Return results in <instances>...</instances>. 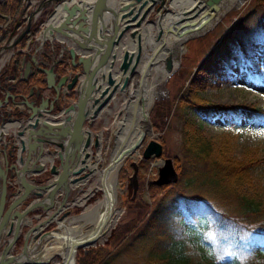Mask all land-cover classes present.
Returning a JSON list of instances; mask_svg holds the SVG:
<instances>
[{
	"label": "water",
	"instance_id": "water-1",
	"mask_svg": "<svg viewBox=\"0 0 264 264\" xmlns=\"http://www.w3.org/2000/svg\"><path fill=\"white\" fill-rule=\"evenodd\" d=\"M164 2L23 0L13 25L10 15L0 13L5 20L0 24V92L5 93L0 98V264L51 261L52 256L46 254L66 235L65 222L78 201L72 196L73 189L95 172L94 161L89 158L91 145L98 147L99 133L85 124L90 126L105 109L108 111L107 105L115 94L130 86L142 60L147 62L151 56L159 55V50L170 43L164 44L159 16L153 23L154 39L148 55H143L149 16L156 5L155 10L165 7ZM47 10L35 37L42 54L23 51L21 41L24 39L25 45L28 39L34 41L30 38L35 33L31 28ZM24 13L26 20L20 31ZM18 53L24 54L20 61L12 58ZM11 58L13 69L21 70L19 79L27 80L29 75L36 77L42 72L45 86H32L25 93L10 73L3 76L2 83L1 77L9 67L2 68ZM162 60L164 70L171 71L173 52L168 50ZM161 154L162 145L150 139L141 158H152L158 166L152 184H173L178 174L171 159ZM93 157L97 158L96 152ZM131 165L128 183L134 194L137 166L134 162ZM81 217L79 213L70 221H80ZM52 223L55 227L45 230ZM112 226L107 227L103 238ZM67 234L71 235L69 231ZM95 242L72 239L69 253L74 255L77 248L84 249ZM62 246L66 247V243Z\"/></svg>",
	"mask_w": 264,
	"mask_h": 264
},
{
	"label": "trees",
	"instance_id": "trees-1",
	"mask_svg": "<svg viewBox=\"0 0 264 264\" xmlns=\"http://www.w3.org/2000/svg\"><path fill=\"white\" fill-rule=\"evenodd\" d=\"M18 4L19 0L0 3V12L14 13ZM252 17H255L253 24L259 22L263 27L262 40L243 37L242 31L247 27L243 25L244 21L228 29L190 77L179 97L178 107L191 109L207 120L226 117L237 121L241 112L248 113L254 125L264 119L262 107L211 104L199 96L207 86L213 84L218 87L236 80L240 74L261 82L264 0H253L245 15L246 19ZM42 20L40 18L34 24L33 31L39 30ZM23 55L16 54L17 60H21ZM7 67L13 75L19 72L18 67ZM33 85L45 86L44 73L17 81V86H21L25 93ZM180 132L181 159L174 161L178 172L176 182L172 185H149L154 195L158 191L162 193L136 236L148 244L143 264H264V202L250 192L249 175L253 167L264 164V158L237 159L231 152L228 139L214 143L191 117L183 118ZM148 160L141 159L137 172L146 170ZM75 210L78 213L80 208ZM183 212L195 219L207 217L213 228L212 238L202 236L199 241L197 237L175 233L173 219L184 217ZM79 251L82 254L76 264H116L118 253H103L100 247L89 249L87 253L78 248L76 253Z\"/></svg>",
	"mask_w": 264,
	"mask_h": 264
},
{
	"label": "rangeland",
	"instance_id": "rangeland-1",
	"mask_svg": "<svg viewBox=\"0 0 264 264\" xmlns=\"http://www.w3.org/2000/svg\"><path fill=\"white\" fill-rule=\"evenodd\" d=\"M174 1L176 0H165V7H160L159 10H155L156 5L152 14L149 16L150 25L144 41L147 46L144 52L145 57H147V49L154 39L153 23H156V19L159 16L162 24L160 30L162 32L164 44L166 46V43H169V31L173 30L175 21L171 22L168 18L175 13L173 8ZM186 1L192 3L194 0ZM168 2H171V5H169ZM252 2L253 0H226L221 4L214 15L201 23L192 32L182 37L179 41L181 43L180 46L173 47L176 51L173 52V66L171 71L166 72L164 70L163 60L161 58L157 60L156 89L147 117L149 123L147 131L149 130V133H144L141 145L136 148L138 154L134 153L135 155H128L116 171V179L120 189L118 190L119 197H117L118 217L109 233H106L104 238L102 236L101 242L96 241L94 245L87 247L88 249H82L83 253H87L89 249L94 250L100 247L103 249V253L107 251L111 254L118 253L115 258L116 264H143V258L148 244H146L143 239H138L136 236L147 214L155 206L162 192L158 191L154 195L149 186L152 184L151 181L156 179L158 168V166L153 163L154 159L151 158L148 160L147 168L144 172L140 170L136 172L137 186L135 193L132 194V188L128 183V178L132 174L131 162H134L138 167L142 159L141 151L144 146L150 139H155L162 145L163 154L161 157L170 158L174 167L175 159H181L182 135L180 129L183 118L191 117L194 119L201 131L214 143H218L224 138L228 139L231 143L232 154L239 160L264 158V119L257 125H254L249 120L248 113L241 112L240 118L237 121L226 117L207 120L201 118L191 109L178 107L179 97L186 88L190 77L228 29L244 21L243 25H247V27L242 31L243 37L259 41L262 40L263 27L261 23L257 22L253 24L255 17L250 19L245 18ZM164 49L165 48H162L159 51L162 52ZM260 69L263 75L261 82L249 79L245 74H240L236 80L226 82L218 87H215L213 84L207 86L204 90L199 92V96L204 101L211 104H251L255 107L264 108V63L260 64ZM131 84L130 89L132 90L135 83ZM130 89L128 87L129 91H131ZM128 90L125 93L129 92ZM122 94L123 93H117L111 100L110 103L112 104L108 107L110 109V112L107 113L108 115H105L103 112L102 115L96 119L95 131L99 133L100 138L98 137L99 145L97 149L92 148L91 154L96 152L99 158L94 159L93 156L90 157V162L94 161L93 165L95 172L86 182L82 183V187L76 196L78 197V201L74 205L75 208L79 207L80 211L77 213L75 210L72 212V215H77L79 213L83 215L88 212H93L91 211L92 208L103 197L99 180L100 170L108 163L110 148L115 143H121L125 139V130L114 125V121L128 114L127 108L122 106L124 102ZM114 131H117V133H114ZM249 175L251 177L250 192L256 199L264 202V164L253 167L251 171H249ZM89 213V216L86 215L79 222L70 221L73 218L70 216L67 222H65L66 227L64 230L66 232L63 230V233L65 232L64 234L67 235V230H75V232L72 231V233H70L72 235H78L80 231V233L85 234L87 228L94 225L93 223L95 220V215L93 216V213H91L90 216ZM183 214L184 217H174L173 219L172 225L175 229L173 230L175 233L197 237L199 241L202 236L212 238L213 228L210 226L207 217L202 216L195 219L186 215L184 212ZM90 217L94 220L91 221ZM76 225H78V227ZM80 254H82L80 251L78 253L75 252L74 264H76ZM62 261V255L55 253L49 264H61Z\"/></svg>",
	"mask_w": 264,
	"mask_h": 264
},
{
	"label": "bare ground",
	"instance_id": "bare-ground-1",
	"mask_svg": "<svg viewBox=\"0 0 264 264\" xmlns=\"http://www.w3.org/2000/svg\"><path fill=\"white\" fill-rule=\"evenodd\" d=\"M225 1L226 0H194L192 3H188L186 0L174 1L173 8L175 10V13H173L171 17L167 15L168 17H170L168 18V20H171V22L175 21V24L171 23V24H174L173 30L169 31L171 34L170 43L167 44L164 51L162 52L160 51V54H159L161 55L160 57L159 55H155V56H151V59L147 62H146V59L142 60L138 68L136 69V71H134V74L132 77V83L133 84L135 83L134 88L132 90L130 89V86L132 85L130 83L129 89L131 91H129L127 87L125 91L120 92V93H123L122 97L124 99L122 106L127 108L128 114L125 115V117L114 121L115 123L114 125H117L118 127H121L123 128V130H125L126 132L125 139L121 143H115L112 147L110 146L111 147L110 152H109L110 157L108 159V163L107 164L105 163L106 164L105 167L102 170H100L99 180H100V187L103 192V197L96 203V205L91 210L93 211L91 212L93 213L92 215L93 216L95 215L94 216L95 220L93 219L94 225L89 226L86 230L87 232L86 233L83 232L85 234H82L79 231L78 235H72V234L64 235L63 239L58 240L57 243L51 247V249L47 253V256H52L55 253H59L63 257V261L61 264H74V255L69 253L70 243L72 239L80 238V239H84L88 241H97L102 238V235L104 231L107 229V227L114 224V222L116 221L118 217V213H119V210L117 208V202H118L117 197H119L118 190H120L119 183L116 179V171L119 169V167L122 165V162L128 155H133L134 153L138 154V152L136 151V148L138 147V143L141 139L140 136L144 135V133H146L148 129V124H149L148 118H147L148 111L153 102V95L156 89L155 82H156V75H157V68H156L157 60L159 58L162 59L168 50L172 52L176 51L173 47L180 46L181 44L179 42L180 39L186 36L187 34H189L190 32H192L201 23L205 22L208 18L214 15L215 12L221 6V4H223ZM161 25L162 24L160 20L158 23V26L161 27ZM146 47L147 46H145V48ZM127 90L129 92L125 93ZM114 133H117V131H114ZM98 158H99V155L97 156L96 159ZM81 185L82 184L77 186V188L73 189V194L75 196H77L79 190L81 189L82 187ZM88 213L83 214L81 219L84 218L86 215H88ZM91 213H89L90 216H91ZM92 217H90L91 221H93L91 219ZM74 222H79V221H74ZM76 226L78 227V225ZM72 231L75 232V230H72ZM72 231H69V232L72 233ZM64 243H66V247L62 246Z\"/></svg>",
	"mask_w": 264,
	"mask_h": 264
},
{
	"label": "flooded vegetation",
	"instance_id": "flooded-vegetation-1",
	"mask_svg": "<svg viewBox=\"0 0 264 264\" xmlns=\"http://www.w3.org/2000/svg\"><path fill=\"white\" fill-rule=\"evenodd\" d=\"M1 33H3V30H2V32H1ZM56 69H59V67L57 66V67H56ZM9 73H10V74H9ZM8 74H9V75H10V77H12L14 80L18 78V74H16V75H13V73H12L11 71H8ZM6 75H7V74H6ZM6 75H5V76H6ZM4 82H5V80H4V81H2V83H4ZM7 83H11V82H10V81H7ZM33 86H36V87H37V85H33ZM117 93H120V92H117ZM117 93H116V94H117ZM71 97L73 98V97H74V95H73V94H71ZM110 102H111V101H110ZM110 102H109V104L107 105V109H108V111H107V110H104V114H105V115H106L107 113H109V112H110V111H109L110 109L108 108V107H109V106L112 104V103H110ZM104 117H105V116H104ZM105 118H106V117H105ZM105 118H104V120H105ZM96 119H97V118H96ZM96 119H95V120H93V121H92V123H91V125L89 126V128L91 127L90 129H92V130H94V131H95V126H96V122H97V120H96ZM105 123H106V121H105ZM91 148H93V146H92V145H91ZM92 155H93V154H92ZM92 155H91V156H92ZM89 161H91V159H90Z\"/></svg>",
	"mask_w": 264,
	"mask_h": 264
},
{
	"label": "crops",
	"instance_id": "crops-1",
	"mask_svg": "<svg viewBox=\"0 0 264 264\" xmlns=\"http://www.w3.org/2000/svg\"><path fill=\"white\" fill-rule=\"evenodd\" d=\"M90 1H92V0H90ZM93 3V2H92ZM93 5H95V3H93ZM22 29H23V27H22ZM38 43V42H37ZM36 45H39V43L38 44H36ZM35 45V46H36ZM47 47H48V45H47ZM0 98H3V94H0ZM56 163H58V161H56ZM53 225H51L50 227H52ZM46 229H48V228H46Z\"/></svg>",
	"mask_w": 264,
	"mask_h": 264
}]
</instances>
